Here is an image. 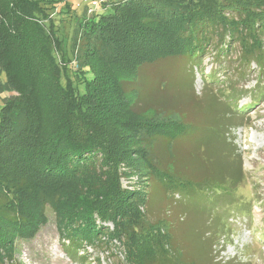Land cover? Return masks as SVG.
<instances>
[{
	"label": "trees",
	"instance_id": "1",
	"mask_svg": "<svg viewBox=\"0 0 264 264\" xmlns=\"http://www.w3.org/2000/svg\"><path fill=\"white\" fill-rule=\"evenodd\" d=\"M93 1L89 13L75 15L64 58L51 14L72 9L68 0H0V94L13 93L0 104V263L17 264L16 242L38 232L49 207L62 245L79 263L88 261L87 246H100L119 252L124 264H235L216 260L215 249L225 226L218 205L243 179L225 124L187 120L195 102L180 119L169 116L175 104L146 100L138 76L185 65L195 94L192 66L214 36L236 41L240 60H253L264 74V0ZM194 122L209 133L200 150L217 154L218 171L181 166L180 157L200 147L184 139ZM156 139L163 158L153 150ZM130 173L144 177L143 190L122 186ZM209 173L217 176L206 184ZM154 177L164 182L162 210L179 212L174 226L147 218L146 205L157 198ZM189 201L200 214L194 224Z\"/></svg>",
	"mask_w": 264,
	"mask_h": 264
},
{
	"label": "rangeland",
	"instance_id": "2",
	"mask_svg": "<svg viewBox=\"0 0 264 264\" xmlns=\"http://www.w3.org/2000/svg\"><path fill=\"white\" fill-rule=\"evenodd\" d=\"M68 2L74 9L62 5L57 13L51 12L52 22L57 30L55 36L60 40V49L64 58L77 19L75 15L81 14L85 8L89 13V7H93L92 0H68ZM213 38L214 40L210 41L205 53L202 54L199 65L191 67L195 94L190 89L189 68L185 65L176 69L142 71L138 76V84L149 102L168 101L175 104V111L168 110L171 117L180 119L189 103L195 102V110L187 111V120H217L219 124H225L224 128L228 131L227 140L242 159L243 179L234 190L226 193V197L218 205V212L225 226L220 231L223 236L215 245V249H220L216 260L235 264H264V74L258 73L253 60L248 64L240 60L241 50L236 41L225 37L222 42H218V38L215 36ZM221 50L222 52H219ZM57 56L58 63L62 62L61 54ZM71 59L69 66L74 71L77 64L73 57ZM11 94L13 93H1L0 104L3 98ZM136 95L138 92H132L129 95L130 100L134 101ZM234 104L236 108L233 107ZM242 106L246 108L241 109ZM154 109L148 108L147 114H154ZM186 130L184 139L198 142L200 147L191 156L180 157L181 166L190 167L193 171L201 166L206 167V170L218 171L217 154L215 153L214 158H206L202 156L200 150L201 142L206 140L208 142L210 138L209 133L204 132L203 124L200 122L188 124ZM153 148L155 155L163 158V140L156 139ZM158 168L162 170L160 166ZM172 170L173 168H170V171ZM215 176L217 174L209 173L204 182L207 184ZM182 178L190 179L187 173L182 175ZM154 179L150 182V187L153 194L155 193L153 199L157 195L158 201L155 198L153 202L151 201L152 204L146 205L147 218L150 221L164 218L174 226V223L180 220L179 212L175 215L173 206L168 208L165 205L162 210L161 191L164 182L157 177ZM143 180L144 177L139 173H130L121 178V184L129 191H141L146 184ZM174 198L180 199L177 194ZM219 198L220 195L213 198L210 204L211 212L216 210ZM188 203V209L194 210L192 202ZM46 215V223L31 239L16 242L14 259L17 264H124L119 252L111 255L100 246L95 248L87 246L88 261L76 262L70 258L67 248L61 243L51 208L46 209ZM198 215L199 212L195 210L190 215L193 224L199 219ZM184 220H187V215ZM106 225L112 227L111 223Z\"/></svg>",
	"mask_w": 264,
	"mask_h": 264
},
{
	"label": "built area",
	"instance_id": "3",
	"mask_svg": "<svg viewBox=\"0 0 264 264\" xmlns=\"http://www.w3.org/2000/svg\"><path fill=\"white\" fill-rule=\"evenodd\" d=\"M96 5V1L92 2V6L94 7ZM93 7H89V12L92 10Z\"/></svg>",
	"mask_w": 264,
	"mask_h": 264
}]
</instances>
